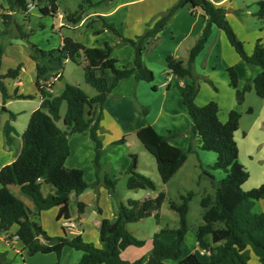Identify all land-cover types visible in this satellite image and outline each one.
I'll return each instance as SVG.
<instances>
[{
    "label": "trees",
    "instance_id": "trees-1",
    "mask_svg": "<svg viewBox=\"0 0 264 264\" xmlns=\"http://www.w3.org/2000/svg\"><path fill=\"white\" fill-rule=\"evenodd\" d=\"M109 1V0H105ZM43 2L47 4L41 6ZM8 8L2 14L6 27L14 22L16 13L29 15V6L36 5L43 16H57L59 7L57 0H7ZM256 16L264 21V0L257 2ZM95 5L92 0H82L80 11L71 14L68 19L78 22L83 13ZM188 7L192 15L202 10L205 17V27L201 37L191 49L189 58L184 61L169 55L166 58L167 68L179 78L193 77L192 67L198 55L204 50L215 26L223 31L230 45L240 59L248 66H258L261 72L240 89L239 76L235 67L227 69L230 86L236 92L239 105H243L247 93L255 91L257 96L264 99V45L259 39L253 53L248 55L245 43L241 41L227 19V11L218 7L210 0H179L153 26L135 39L122 37L113 24L104 23V28L111 30L121 38V43L134 49L132 64L118 67V62L112 57L114 47L104 43L101 48L87 47L74 42L70 38L63 40V47L57 58L79 63L85 62V80L97 94L89 97L80 87L66 85L60 97H54L50 92L51 86H43L37 82L40 92L41 105L30 117L28 127L22 135V148L17 159L0 170V237L7 236L8 240L17 237L23 251L29 256L36 254L56 253L61 256L66 247L82 252V259L77 264H142V260L129 262L122 258L123 252L129 247H140L143 242L138 240L127 229L130 223L139 222L157 213L166 200L165 193L157 198H148L143 202L130 200L128 206L120 204L117 219L110 221L103 219L100 226L101 247H96L83 239L81 235L69 237L65 228L64 235L51 238L40 224L43 212L58 208L57 221H69L70 196L79 195L88 188L84 171L69 169L66 161L71 155L69 138L75 134L88 133L95 143L94 165L97 175L100 172V161L104 153L102 143V126L104 105L117 85L134 76L136 81L153 83L154 72L146 65L144 54L159 40V34L180 10ZM80 22V21H79ZM90 25V24H89ZM97 34L101 31H97ZM4 50L0 46V68ZM22 66L11 70L8 75L0 74V92L6 102L11 99L4 80L16 79L20 75ZM39 75L45 69L37 66ZM155 88V87H154ZM200 86L195 80L187 84L182 91L183 103L188 115L193 121L190 130L191 143L188 150H183L171 143L180 134L167 137L159 134L152 126L137 131L136 136L146 150L152 154L158 163L162 182L168 184L188 160V155L194 152L195 140L200 149L216 155L213 170H222L225 174L221 180L211 176L214 189L213 194L205 195L201 200L202 224L195 231V238L201 252L208 257L194 252L183 258L185 239L190 229L189 209L194 193L182 195L180 201H172L171 209L178 214L179 227L164 229L153 238V249L148 264H249V248L259 261L264 264V213H254L257 201H264V184L245 191L243 185L248 181L250 174L239 160V147L235 140V133L240 128L242 113L237 109L231 110L228 120L224 123L219 118V106L210 102L204 106L196 103ZM17 98H29L16 96ZM67 106L66 115L60 114L61 105ZM251 111V110H250ZM146 114L147 108H143ZM16 115L11 114L4 125V134L8 144L14 141L16 129L12 122ZM1 122V118H0ZM63 123V127L59 123ZM127 137L113 143L124 144ZM130 164L124 174L128 176L129 190H156V184L138 170V156L130 155ZM208 174V173H207ZM209 175V174H208ZM106 183L115 192L117 180L105 178ZM99 182V181H98ZM42 183L51 184L54 193L44 196ZM10 185L19 186L22 192L29 196L37 213L32 212L27 205L13 195ZM79 215L85 211V205L79 203ZM157 218L159 215L157 214ZM174 235L172 243L161 240L163 234ZM0 264H12L6 253H0Z\"/></svg>",
    "mask_w": 264,
    "mask_h": 264
},
{
    "label": "rangeland",
    "instance_id": "rangeland-1",
    "mask_svg": "<svg viewBox=\"0 0 264 264\" xmlns=\"http://www.w3.org/2000/svg\"><path fill=\"white\" fill-rule=\"evenodd\" d=\"M122 1L128 2L130 0H92L95 6L83 13L81 18L90 13L110 11ZM157 1L158 0L147 1L137 6V9H132L131 11L122 9L118 13L111 14L108 18L104 19L92 17L85 21L86 23L84 25V23L80 24L79 21L81 19L78 22L68 19L71 14L80 11L82 0H57L59 14L64 17L65 28L59 26V15L53 17L43 16L38 8L29 15L16 13L14 22L6 27L2 17V14L6 13V0L5 2H0V46L4 50L0 74L6 76L11 70H17L22 66L18 78H6L4 80L11 99L5 102L0 92V131H4L5 123L10 119L11 114H14L17 116L16 121L12 122L16 128L14 138L22 141V135L28 127L32 113L40 108V92L37 87L38 81L43 86H51L49 90L54 97H60L66 85L78 86L89 97H94L97 91L85 80L84 60L81 59L79 63H74L70 60L65 61L57 58L63 47V40L70 38L74 42L81 43L87 47H97L99 46L98 42L113 44V42L118 41L119 37L111 30L105 29L104 23L113 24L122 37L132 36L140 27L145 25V21L148 18L147 15L139 12V9L153 7ZM240 3V0H236L233 6L230 4L227 6V19L237 37L245 43L247 54L251 55L259 39L262 40L264 45V21L260 20L255 15L259 9L257 3L248 2L246 5L247 9L242 11L237 10L236 7V4L239 5ZM46 4V2H43L41 6H45ZM215 28L224 36V42L222 43L219 40V42L216 43L218 49L215 45L213 47L215 49L214 51L212 50L211 53L210 46L199 58L198 64L196 65L194 63L192 67L193 77L191 80H195L200 86L201 98L205 99V101H213V99L216 98H228L229 84L226 77L228 76L227 69L229 67H227L223 59L231 63L232 59L238 58L225 34L217 27ZM100 30L103 31V34L96 35L95 33ZM215 37L214 40L216 39ZM190 42H192V40H188L179 46L177 54L180 57L187 59ZM175 44L176 43L172 40L170 31H167L164 38L147 51L149 52L148 55L155 51L152 55L154 70H151L154 72L155 81L159 87L163 86V75L168 69L166 57L162 55L172 51ZM127 48L126 50L128 51L120 52L123 63H127L128 55L131 52L133 53L134 50L132 46H128ZM116 56H118V54ZM240 64L249 68L242 61H240ZM38 65L45 69L41 75H39L37 69ZM241 65H239L240 68ZM243 78L248 79L247 74H243L242 79ZM216 87L219 88L221 92L218 93L215 89ZM163 95L164 93L159 92L156 96L155 100L157 106L160 104V101L163 100ZM16 96L31 97L17 98ZM250 110H253V112ZM66 111L67 106L66 103L63 102L60 110L61 117L66 115ZM142 114L147 115L148 112L145 114L142 109ZM255 120L260 122L262 128L255 129L252 133L253 137H255V132L264 135V99L259 98L253 90L246 95L242 119L240 121L241 131L238 137H240L243 132L249 133L252 131L255 127L253 125ZM59 124L64 128L62 122ZM112 132L114 131L112 130ZM108 134H110V132L102 128V143L103 140L107 139L106 135ZM122 135L124 136L125 134L122 133ZM167 137H170V134H168ZM69 139L71 155L66 162V167L69 169L83 170L85 180L88 184V188L85 191L79 195L72 193L70 196L71 218L69 222L73 223L75 228L67 230L69 237H76L80 234L85 241L93 243L96 247L100 248L101 221L103 219H108L112 222L115 221L117 219V212L120 204L128 206L130 200L143 202L148 198H157L160 193H165L166 200L157 213L139 222L127 225V229L134 237L142 241L143 245L140 247H129L124 253V257L134 262L142 260V264H148L153 249L154 236L160 233L161 230H172L179 227V217L178 214L171 209V202L180 201L182 195L193 192L195 196L190 202L188 215L190 229L185 239L183 258L195 251L201 254L200 250L196 249L195 238V231L202 224L203 210L201 207V200L205 195L214 193L210 175L214 176L216 180H221L225 176L222 170L212 169L215 163L212 157L217 158L214 153L205 152L204 154L206 155H202L200 159L194 152H191L184 166L168 184H164L160 176L156 158L146 150L137 136L133 135L130 138L131 142L129 146H121L116 149L119 154L118 163H123L128 154H136L139 156L137 171L149 177L157 187L156 190H129L127 188L128 176L121 171L115 172L116 166L110 165L111 161L109 158L107 161L104 158L106 153L112 151V146L105 147L103 145L104 153L102 158L104 159L101 158L100 172L97 175L94 165L95 143L91 140L89 134H75ZM251 149L252 145L249 143V139H247L242 145L241 156H239L241 164L250 174L248 181L243 185L245 191H249L264 184V146L256 148L254 153ZM251 157H253V159H251ZM106 177L117 180L114 193L111 187L106 183ZM47 191L48 189L45 188L44 192L46 195ZM79 203L85 205V211L81 216L79 215ZM262 211H264V205L259 202L254 207L253 212L258 214ZM58 212L59 210L57 208H53L43 212L40 216V224L51 238H57L63 234L62 228L65 221H57ZM157 214L159 218H157ZM161 240L170 244L174 240V235L171 233L163 234ZM72 251L79 252L76 250ZM248 252L250 255L249 264H262L251 248H249ZM0 253H6L12 264H23L24 261L31 264H39L41 262H45V264H59L60 260L66 256H62V253L60 257H58L56 253L50 255L39 253L34 256H29L25 253L23 259L17 251L11 250L7 244L1 240ZM79 253L82 254L81 252ZM168 264L175 263L168 262Z\"/></svg>",
    "mask_w": 264,
    "mask_h": 264
},
{
    "label": "crops",
    "instance_id": "crops-1",
    "mask_svg": "<svg viewBox=\"0 0 264 264\" xmlns=\"http://www.w3.org/2000/svg\"><path fill=\"white\" fill-rule=\"evenodd\" d=\"M147 1H150V0H130L128 2L122 1L119 4H117L110 11H103V12L100 11V12L90 13L89 15H85L84 17L81 18L80 24L84 23V25H85V23H86L85 21H87L89 18H92V17H97L98 19L108 18L111 14H116L119 11H121L122 9H128L129 11H131L132 9H137V6L142 5V4L146 3ZM178 1L179 0H163V2H162V0H158L156 2V4H154L153 7H149L148 9H145V8L141 9L140 8L139 12H142L143 14L148 16L147 20L145 21V25L140 27V29H138V31L134 35L129 36V37H125V38H128V39L134 38L135 39L136 37L144 34V32L147 29L151 28L153 26V24L157 20H159L160 17L162 15H164ZM210 1L218 7H223L225 9H227V6L229 4L233 6L234 1H236V0H210ZM0 2H5V0H2ZM240 2L241 3L239 5L236 4V7H237V10L242 11L244 9H247L246 5L248 2L249 3H251V2L257 3L258 0H240ZM5 5H6L5 7L7 9L8 8L7 0H6ZM132 7H134V8H132ZM36 9H37V7L35 5H33V8L29 10L30 14L32 12H34ZM58 15L60 18L59 26L65 28L63 15H61V14H58ZM90 26H92V25H90ZM204 27H205V17H204V13L202 10H198L196 15H192L191 11L188 7L177 12L174 19L171 20V22L159 34V40L156 44H158L161 41V39L164 38V35L167 33V31H170L172 40L174 43H176L175 47H173L172 51H170L167 54H163L162 56H165L167 58L169 56V54H171V55L173 54L174 57L180 58L184 61H187L189 58V55L187 56V59L186 58L184 59L177 54L179 46L182 43L187 42L188 40L189 41L192 40V42H190V47L188 48V50H189L188 52L190 54L191 49L195 46L198 39L201 37L203 30H204ZM100 31H101V33H99V34L95 33V34L96 35L103 34V31L102 30H100ZM214 37L216 38L215 40H214ZM213 40H214V42L212 43ZM219 40H220V42L223 43L224 42V36H222L221 32H218V30H216V28L214 26L212 28V35L208 39L207 43L205 44L204 50L198 55V57L195 60L196 65L199 62V58L202 56V54H204V52L207 51V49H209L210 46H211L210 47V53L212 52V50L214 51L215 48H213V47L215 45H216V48L218 49L216 43L219 42ZM104 43H106V42H103V43L98 42L99 46L92 47V48H101V47H103ZM110 45L114 47L112 57L117 60L118 67H123L125 65H129V64L133 63L134 50H133V53L129 52L130 54L127 57V60H128L127 63H123V61L121 60L120 52L121 51H128L126 49H128L127 47L130 45L121 43L120 37H119L118 41H115V42H113V44H110ZM153 53L148 55L149 52L146 51L144 54V60L146 62V65L150 69L154 70V67L152 65ZM117 54L119 57L116 56ZM237 56H238V54H237ZM238 58L232 59L231 63L225 61L224 59H223V61L226 63L227 67H230V66L234 67L235 66V68L238 72V76H239V88L242 89L247 84L248 81L255 78L261 72V68L258 66L250 67L248 65L247 66L249 68H246L240 64V61H242V60L240 59L239 56H238ZM238 64L241 65V68ZM243 74H247L248 79H244V78L242 79ZM163 76H164V79H163V86H161L162 88L156 84V81H154L153 83H148L145 81H139L138 82V81H136L135 77L132 76V77L128 78L127 80L120 82L117 85V87L112 91L110 97L106 101V103L104 105L101 126L103 129L110 132V134L106 135L107 139L103 140V145L105 147L112 146L111 147L112 151L106 153L104 155V158L106 159V161L109 158L111 161L110 165L116 166L115 172L116 171H121V172L126 171V169L128 168V166L130 164V161H131L130 155L128 154V156L125 157L123 163H120V162L118 163L119 154L117 153L116 149L118 147H121V146L122 147L129 146V144L131 142V139H130L131 136L136 135L137 131H139L140 129L147 127V126H152L159 134L164 135V136H165V134H166V136H168V134H170V136H173L175 134H180V138L178 137V138L173 139L171 141V143L173 145L183 149V150L189 149L190 143H191V137L189 136V134H190V130H191L192 125H193V121H192L191 117L188 115L187 110L184 106L182 91L187 84L192 83V80L190 78H179L178 76H176L175 74L170 72L168 69ZM226 79H227L228 84H229L228 98H224V99L216 98V99H213V101H205V99L201 98V92L200 91H199L198 96L196 98V103L199 106H204L210 102L216 103L220 109L219 118L224 123L228 120V114L231 110L237 109L238 111L243 113V109H244V104L239 105L237 102L236 92L230 86L229 75L226 77ZM154 85H155V88H154ZM215 89L218 93L221 92L219 88L216 87ZM159 92L164 93V95H163L164 97H163V100L160 101V104H158V106H157L155 99H156V96L159 94ZM39 98H40V102H39V107H40L41 97H39ZM143 108H148L147 109L148 110L147 115L142 114ZM251 112H253V110H251ZM62 118H63V116H62ZM59 125L62 127L61 124H59ZM253 125L255 127L253 126L254 129L252 131H250L251 133L250 132L249 133L243 132L240 135V137H238V134L241 131V125H240L239 130L235 133V140H236L238 147H239V156H241L242 145L247 141V139H249V143L252 145L251 150L253 153L256 150V148L264 146V135L257 134L256 132H255V137H253V135H252V133L254 132L255 129L262 128L260 122L258 120H255ZM112 130L115 133L112 132ZM122 133L125 135L123 136ZM120 136L127 137L126 142L124 144L118 145V146L112 145L114 142L123 138ZM239 138H241V139H239ZM69 143H70V139H69ZM21 148H22V141H19L17 138H14L13 143L8 144L6 141V136L4 134V131H2V132L0 131V170L3 167L13 163L17 159V157L19 156V154L21 152ZM205 152H207V151L201 150L200 144L195 140V142H194V153L201 159L202 155H206V154H204ZM262 152H263V150H262ZM109 155H110V157H109ZM210 157H212V156H210ZM104 158H102V159H104ZM212 159L214 160V162L216 161V158L212 157ZM251 159H253V157H251ZM102 165H103V162H102ZM138 166H139V160H138ZM0 188H1V185H0ZM8 188H9L10 192L13 195H15L18 199L23 201L32 212H34V213L38 212V209L36 208L33 200L29 196L25 195L19 186L10 185ZM45 188L48 189L47 195L44 192ZM41 190H42V193L44 196H48V195L54 193V187L51 184L42 183ZM246 190H248V189H246ZM259 202L262 203V205H264V201H257L255 203V206ZM261 213H264V211H262ZM68 223L70 224V226L67 225ZM63 228H65V230L67 232L68 229H74L75 225L69 221H65L63 223ZM63 235H64V231H63V234L61 236H63ZM0 240L4 241L11 250L17 251L21 255L22 258L24 257L26 252L23 251L21 243L19 240L12 239V240L8 241L7 236L0 237ZM100 244H101V242H100ZM71 249L72 248H70V247H66L62 251V256L63 255H66V256H64L60 260L59 264H63V262H64V264H77L82 259L83 254H80L79 253L80 251L79 252H73L72 250H74V249H72V250ZM196 249H199L197 242H196ZM126 250L123 252L122 258L126 261L131 262V263L134 262V261H132L130 259H126L124 257V253L126 252ZM195 252H198V251H195ZM201 254L206 256V257L209 256V254H206L203 252H201ZM13 264H16V263H13ZM23 264H31V263H26L24 261ZM39 264H45V262H43V263L41 262Z\"/></svg>",
    "mask_w": 264,
    "mask_h": 264
},
{
    "label": "built area",
    "instance_id": "built-area-1",
    "mask_svg": "<svg viewBox=\"0 0 264 264\" xmlns=\"http://www.w3.org/2000/svg\"><path fill=\"white\" fill-rule=\"evenodd\" d=\"M32 6H33V5H30L29 8L32 9V8H33ZM30 9H29V10H30ZM67 225L70 226L69 223H68ZM13 239H17V240H19L17 237H14ZM8 241H9V240H8Z\"/></svg>",
    "mask_w": 264,
    "mask_h": 264
}]
</instances>
